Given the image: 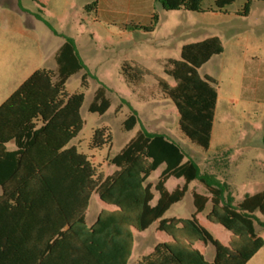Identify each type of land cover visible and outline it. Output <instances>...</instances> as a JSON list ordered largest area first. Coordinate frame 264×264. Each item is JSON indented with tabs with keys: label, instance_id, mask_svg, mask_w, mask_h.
I'll return each mask as SVG.
<instances>
[{
	"label": "trees",
	"instance_id": "trees-1",
	"mask_svg": "<svg viewBox=\"0 0 264 264\" xmlns=\"http://www.w3.org/2000/svg\"><path fill=\"white\" fill-rule=\"evenodd\" d=\"M99 1L92 0L85 10L96 13ZM251 1L237 15L248 16ZM235 2L216 0L215 10L227 13ZM160 3L166 11L213 12L204 8L203 0ZM152 21L151 26L130 27L151 32L159 23L157 14ZM223 51L218 37L187 44L180 59L164 63V73L173 83L156 79L159 91L178 111L181 132L205 150L212 140L218 83L201 75L200 69ZM55 60L56 69L36 70L0 105V264H128L134 231L144 232L155 222L169 240L157 244L137 264H248L264 247L254 216L259 212L264 218V191L247 195L235 206L230 196L225 197L229 186L217 175L202 172L165 133L145 128L109 160L115 171L104 174L87 154L71 145L85 125L81 114L85 93L68 92L67 82L85 71L81 87L87 89L90 76L73 39H66ZM122 73L134 88L143 87L145 76L151 75L141 65L128 62ZM110 106L106 88L99 87L89 111L104 115ZM138 122L132 109L124 130H133ZM112 142L107 128H97L89 148L101 150ZM162 166L158 183H147ZM171 178H183L185 184L170 192L166 185ZM193 181L205 186L208 195L193 192L191 218H165ZM154 189L159 193L155 204ZM93 194L107 208L89 226L87 212ZM208 202L212 208L206 219L229 232L227 245L199 222L198 215ZM198 244L214 247L212 262Z\"/></svg>",
	"mask_w": 264,
	"mask_h": 264
},
{
	"label": "rangeland",
	"instance_id": "rangeland-1",
	"mask_svg": "<svg viewBox=\"0 0 264 264\" xmlns=\"http://www.w3.org/2000/svg\"><path fill=\"white\" fill-rule=\"evenodd\" d=\"M16 1L0 0V105L36 70L56 69V53L66 39L71 38L90 72L87 89L81 87L85 71L74 74L67 82L68 92L85 93L81 110L85 125L71 145L87 154L100 171L106 175L112 174L116 168L109 160L140 129L145 128L151 132L165 133L182 147L187 158L199 164L202 172L217 175L229 186L225 197L227 199L230 196L235 206L247 195L264 191V144L260 133L255 132L257 128H264V105L261 104L260 95L253 98L255 100H246L247 88L243 85L241 72L234 65V56L229 50L200 69L201 75L208 72L216 77L219 92L217 116L207 150L192 143L181 132L177 109L157 87L156 79L173 83L164 73L166 60L180 59L182 45L202 41L204 34H197V31L206 27L216 30L217 20L212 13L167 11L162 14L155 10L159 23L153 25L151 32H126L101 23L92 12L71 6L82 0H43V3L42 0H20L25 12L19 10ZM240 3L233 8L242 9L245 4ZM203 6L214 7L215 0H204ZM261 15L260 10H255L250 24L257 26ZM147 24L151 26L153 21ZM179 34L190 36L181 39ZM125 62L139 64L150 72L151 75L145 76L143 87L134 88L126 81L122 73ZM101 86L106 88L111 103L104 115L89 111L96 91ZM230 99L234 100L231 104ZM132 109L137 112L139 122L133 130L125 131L123 125ZM101 127L111 132L112 145L91 150L89 144L93 133ZM9 148L13 149V146ZM163 169L164 166L153 172L147 183L155 186ZM184 184L183 178H171L166 186L172 192ZM194 191L208 195L205 186L193 181L185 197L171 207L165 218H191L195 211ZM154 193L156 198L153 204L159 197L155 189ZM103 208L107 206L98 195L93 194L87 212L89 226ZM211 208L212 204L208 202L205 210L198 215L199 222L222 245H227L229 232L206 219ZM254 216L256 228L264 238V226L261 225L264 224V218L259 212ZM157 225L158 222H155L144 232L134 231L133 252L128 264H136L157 244L168 241L169 237L158 231ZM202 249L206 260L211 262L214 247L208 245ZM248 264H264V247Z\"/></svg>",
	"mask_w": 264,
	"mask_h": 264
},
{
	"label": "crops",
	"instance_id": "crops-1",
	"mask_svg": "<svg viewBox=\"0 0 264 264\" xmlns=\"http://www.w3.org/2000/svg\"><path fill=\"white\" fill-rule=\"evenodd\" d=\"M91 1L82 0L81 3H72L71 6L80 8L81 10L87 12L85 10V6ZM239 1L241 2L240 4L244 5L250 0H236L233 5L227 8V13H222L215 10V6L210 7L213 9V12L210 13H212L213 18L217 20L215 25L216 30L212 29L211 27H206L204 30L201 29L199 32H196L197 34H204V39H202V41L211 37H218L222 41L224 47L223 53L221 55L214 56L208 63L204 65V68L215 58L225 55L227 50H229V53L234 56V65L237 67V70L241 72L243 85L247 88L245 92L246 100H255L253 98H256L260 95V98H262L261 104L264 105V1H251L250 13L248 16L237 15V12H240L241 9H234L233 7ZM16 2L19 10L25 12V10L21 8L20 0H17ZM155 10L162 14L167 12L160 3V0H100L98 11L94 14L101 23L115 26L116 28L126 32H139L145 30L132 28L130 26H149L147 23L152 21L153 15L156 14ZM255 10H260V12H262L260 21L258 23L259 26H252L250 24ZM188 36H190V34L183 36L179 34L178 37L184 39ZM185 45L187 44L182 45L181 50ZM204 75H209L216 79L214 75H211L208 72H205ZM233 101V99H230V104L233 103ZM218 102L219 92L214 123L217 116ZM255 132L260 133L262 142L264 144V128H257L255 129ZM203 246L204 245L202 244H198L196 247L203 253ZM213 259L214 256L212 261Z\"/></svg>",
	"mask_w": 264,
	"mask_h": 264
}]
</instances>
